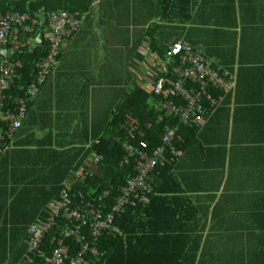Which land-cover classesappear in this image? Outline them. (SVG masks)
Instances as JSON below:
<instances>
[{"label":"crops","instance_id":"0c3cea01","mask_svg":"<svg viewBox=\"0 0 264 264\" xmlns=\"http://www.w3.org/2000/svg\"><path fill=\"white\" fill-rule=\"evenodd\" d=\"M179 40L235 86L183 134L180 158L132 229L161 239L163 255L194 254L192 264H264V0H94L0 159V264L16 263L23 229L49 207L45 191L90 165L92 134L124 96L154 91L156 51Z\"/></svg>","mask_w":264,"mask_h":264},{"label":"built area","instance_id":"2783aa9c","mask_svg":"<svg viewBox=\"0 0 264 264\" xmlns=\"http://www.w3.org/2000/svg\"><path fill=\"white\" fill-rule=\"evenodd\" d=\"M84 18L85 14L72 15L65 11L51 13L44 28L47 32H38L32 37L40 22L31 19L28 14L8 12L0 16L1 53L7 55V47L11 51L14 50L12 47L29 46L32 49L41 43L42 38L47 42L46 55L37 61L35 78L27 86L24 97L13 98L2 94L13 85L17 72L16 65L11 62L0 64V122L7 126L6 138L11 139L21 128L29 103L38 96L40 88L58 64L64 40L78 31ZM169 67L173 78L159 79L154 91L169 98L160 102V109L167 115L178 117V126L167 129L160 144L151 150L144 142L137 144L132 141L138 127L131 126L129 136L122 143L125 156L120 167L132 161L136 173L125 180L120 196L112 204L108 203L109 191L94 195L72 194L70 191L72 184H75L73 182L84 181L95 174L92 168L98 167L101 156L94 153L90 165H81L74 171L72 180L69 179L60 187L58 196L49 204L47 218L31 228L27 253L19 264L32 263L31 255L39 253L45 233L58 223L63 225L59 236L62 241L69 240L70 243L61 244L52 250L50 264H90L89 258L102 257L103 253L91 244L105 233L120 234L115 220L128 208L146 206L155 195L154 179L159 174L157 169L174 164L180 158L182 152L177 146L180 126L202 128L206 123V105H217L235 86V78L230 72L215 69L208 58L183 40L168 47L161 72L167 74ZM165 82L168 88L163 91ZM6 138L0 135V148Z\"/></svg>","mask_w":264,"mask_h":264},{"label":"trees","instance_id":"16d2710c","mask_svg":"<svg viewBox=\"0 0 264 264\" xmlns=\"http://www.w3.org/2000/svg\"><path fill=\"white\" fill-rule=\"evenodd\" d=\"M93 2L94 0H0V16L8 12L28 14L31 19L40 22V25L36 27L35 33L31 35L34 37L38 32L42 34L51 13L65 11L72 15L78 14L81 16L87 13ZM6 49V56L0 54V64L4 62L15 64L17 76L13 85L8 90L3 91L2 94L13 98L24 97L27 86L35 78L37 61L46 55L47 42L42 38L41 43L32 49L29 46L12 47L14 49L12 51L10 50L11 48L8 49L7 47ZM167 49L156 51L158 56L164 61H166ZM213 67L218 69L214 65ZM167 78H173L170 67L168 68V73H162L160 77V79ZM188 85L192 86L191 84ZM167 88L168 85L165 82L162 90L165 91ZM214 93L217 94L218 92ZM229 94L223 96L222 101L215 106L206 105V119L219 105L225 104ZM168 99L163 94H157L155 91L146 92L140 87H135L130 94L125 95L120 105L113 109L110 122H107L102 129L92 134L91 150L101 156V161L98 164L100 173L87 177L82 182L75 183L70 189L72 194L94 195L109 191L108 203L112 204L120 196L125 180L136 173L132 161L129 165L120 167V163L125 156L122 143L129 136L131 126L138 127V132L135 133L132 141L137 144L140 142L146 143L148 150L160 144L161 137L167 129L178 126V117L167 115L160 109V102ZM197 129L196 127L180 126L177 142L180 150L183 134L188 131L194 132ZM6 134L7 126L5 123L0 122V135L6 138ZM11 140L12 138H6L3 147L0 148V159H2L3 154L9 151ZM96 142L98 144L95 145ZM174 164H168L157 169L159 174L154 179L156 185L154 188L155 193L158 191L157 184L165 180ZM60 185L61 183L56 187L52 185L50 192L45 191L46 194L49 193L50 195V202L58 196ZM153 197L154 195L151 199ZM145 207L128 208L123 215L115 220V226L119 228L120 234L111 235L105 233L96 243H92L89 240L92 246L103 253L102 257L89 258L90 264H192L194 262V254L189 256V258H182L176 255L170 257L160 253L158 250L162 244L161 239L136 236L132 226L138 219L143 218ZM48 210L44 211L42 219L47 218ZM30 226L23 229V241L17 249V258L15 257L16 260L14 259L15 264H19L27 253L28 229ZM62 228L63 225L58 223L45 233L39 253L31 255L33 261L30 264H50L49 260L52 250L61 244L70 243L69 240L62 241L59 236Z\"/></svg>","mask_w":264,"mask_h":264},{"label":"water","instance_id":"95a60500","mask_svg":"<svg viewBox=\"0 0 264 264\" xmlns=\"http://www.w3.org/2000/svg\"><path fill=\"white\" fill-rule=\"evenodd\" d=\"M0 54H2V53H0ZM2 55H3V56H6V53H3Z\"/></svg>","mask_w":264,"mask_h":264}]
</instances>
